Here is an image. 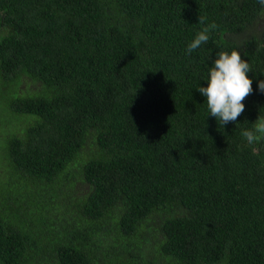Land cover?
Wrapping results in <instances>:
<instances>
[{
	"label": "trees",
	"instance_id": "trees-1",
	"mask_svg": "<svg viewBox=\"0 0 264 264\" xmlns=\"http://www.w3.org/2000/svg\"><path fill=\"white\" fill-rule=\"evenodd\" d=\"M233 49L223 127L197 88ZM260 80L258 0H0V264H264Z\"/></svg>",
	"mask_w": 264,
	"mask_h": 264
},
{
	"label": "clouds",
	"instance_id": "clouds-1",
	"mask_svg": "<svg viewBox=\"0 0 264 264\" xmlns=\"http://www.w3.org/2000/svg\"><path fill=\"white\" fill-rule=\"evenodd\" d=\"M264 7V0H258ZM205 18L199 16V22L204 24ZM217 25L212 23L204 27L187 45L186 54L190 55L202 44L209 42V32ZM252 69L247 60L242 58L241 52L233 49L219 51L214 64L210 68L207 86L197 88L206 97L208 115L215 117L220 126L236 122L244 110L243 101L253 92L252 78L248 75ZM259 91L264 93V80L258 84ZM241 135L249 145H253L264 138V116H259L252 129L242 130Z\"/></svg>",
	"mask_w": 264,
	"mask_h": 264
}]
</instances>
